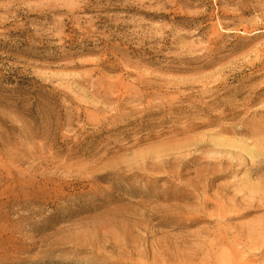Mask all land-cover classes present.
I'll list each match as a JSON object with an SVG mask.
<instances>
[{
	"label": "rangeland",
	"instance_id": "1",
	"mask_svg": "<svg viewBox=\"0 0 264 264\" xmlns=\"http://www.w3.org/2000/svg\"><path fill=\"white\" fill-rule=\"evenodd\" d=\"M215 195L264 220V0H0V264H160Z\"/></svg>",
	"mask_w": 264,
	"mask_h": 264
},
{
	"label": "bare ground",
	"instance_id": "2",
	"mask_svg": "<svg viewBox=\"0 0 264 264\" xmlns=\"http://www.w3.org/2000/svg\"><path fill=\"white\" fill-rule=\"evenodd\" d=\"M204 190L195 189V191L200 192ZM237 198L229 200V203H224L227 199H223L221 196L215 195L213 200L206 198L201 199L202 207L194 211L195 214H190L185 221H182L180 225L192 226L194 224L202 221L203 218L209 216L213 217L214 225L216 231L213 232V237L217 239L215 243H206L200 240L199 234H195L194 237L200 241L202 245L183 247L182 249H177V255L168 256V260L163 261L162 255L159 254V250L156 252V257L160 256V264H171L178 261L180 264H249L250 261L245 262V258L253 257L251 263L263 262L264 261V220L260 224L255 226H245L238 228L237 234L233 235L232 226L224 224V220L227 218H233L234 212L237 210ZM212 203L215 207L213 212L207 213L204 206ZM202 232V231H201ZM230 240V242H229ZM231 243V245H229ZM233 246L242 249L241 253H238L233 249ZM227 247V249H223ZM163 248V246H162ZM181 252V253H180ZM183 252V253H182ZM185 252V253H184ZM245 255V256H244ZM162 260V261H160Z\"/></svg>",
	"mask_w": 264,
	"mask_h": 264
}]
</instances>
